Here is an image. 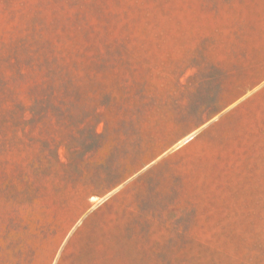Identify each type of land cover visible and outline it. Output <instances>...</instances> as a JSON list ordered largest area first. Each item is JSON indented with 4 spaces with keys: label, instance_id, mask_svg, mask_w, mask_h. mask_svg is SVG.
I'll list each match as a JSON object with an SVG mask.
<instances>
[{
    "label": "rangeland",
    "instance_id": "374dc122",
    "mask_svg": "<svg viewBox=\"0 0 264 264\" xmlns=\"http://www.w3.org/2000/svg\"><path fill=\"white\" fill-rule=\"evenodd\" d=\"M262 6L0 0V264H264Z\"/></svg>",
    "mask_w": 264,
    "mask_h": 264
},
{
    "label": "crops",
    "instance_id": "0c3cea01",
    "mask_svg": "<svg viewBox=\"0 0 264 264\" xmlns=\"http://www.w3.org/2000/svg\"><path fill=\"white\" fill-rule=\"evenodd\" d=\"M262 3H264V0H259V4L262 5ZM262 9L264 10V6H262ZM261 13L263 15V11H261ZM256 58H257L256 61H255L256 62V64H255L256 68L259 69V70L260 69L264 70V53H259ZM219 111H222V109L220 108ZM195 131H197V130H193V132L191 130H188L187 134L190 135L191 133H194ZM97 152L99 153V150ZM157 159H159L158 155H156L154 159L148 161L145 164L140 163L138 161L139 167L134 172H132L129 176H126V177L120 179L118 183H116L113 186L108 187L107 191L105 193L92 195L91 198L92 199L95 198L97 200V199H102L104 197L110 196L114 191H116L120 187V185H122L125 182L130 181L134 176L140 174L142 171H144L145 169H147L148 167L153 165L156 162ZM91 217H93V215L88 216V218H91ZM69 234H70L69 232L64 234V237H63V240H62L63 242H62V244H60V246L58 248L59 250H61V253H60V255H59V257H58V259L56 261V264H67L68 263V259H69L68 256L70 255L69 254L70 250H69L68 245H64V242H66L67 237L69 236ZM72 238H73V236H72ZM53 262H55V261H52L51 263H53Z\"/></svg>",
    "mask_w": 264,
    "mask_h": 264
},
{
    "label": "bare ground",
    "instance_id": "6f19581e",
    "mask_svg": "<svg viewBox=\"0 0 264 264\" xmlns=\"http://www.w3.org/2000/svg\"><path fill=\"white\" fill-rule=\"evenodd\" d=\"M190 139H191V138L186 139L183 143H186V142L189 141ZM92 200L95 201L96 199L93 198Z\"/></svg>",
    "mask_w": 264,
    "mask_h": 264
}]
</instances>
